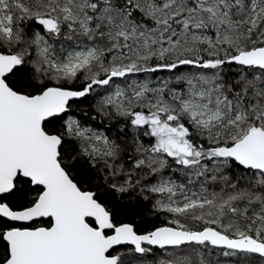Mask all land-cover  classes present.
I'll return each mask as SVG.
<instances>
[{
  "label": "snow or ice",
  "instance_id": "1",
  "mask_svg": "<svg viewBox=\"0 0 264 264\" xmlns=\"http://www.w3.org/2000/svg\"><path fill=\"white\" fill-rule=\"evenodd\" d=\"M0 264H264V0H0Z\"/></svg>",
  "mask_w": 264,
  "mask_h": 264
}]
</instances>
